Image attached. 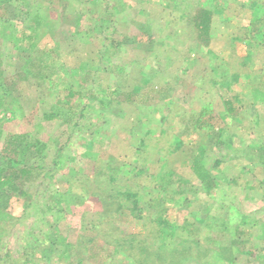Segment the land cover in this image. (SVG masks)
Here are the masks:
<instances>
[{
    "label": "rangeland",
    "instance_id": "rangeland-1",
    "mask_svg": "<svg viewBox=\"0 0 264 264\" xmlns=\"http://www.w3.org/2000/svg\"><path fill=\"white\" fill-rule=\"evenodd\" d=\"M263 13L264 0H0V126L44 143L1 159L29 169L0 210L3 264H154L155 248L185 238L203 246L185 264H259L264 48L247 41L264 40ZM204 108L212 126L196 129ZM198 163L218 181L210 193ZM126 187L143 217L122 208Z\"/></svg>",
    "mask_w": 264,
    "mask_h": 264
},
{
    "label": "trees",
    "instance_id": "trees-1",
    "mask_svg": "<svg viewBox=\"0 0 264 264\" xmlns=\"http://www.w3.org/2000/svg\"><path fill=\"white\" fill-rule=\"evenodd\" d=\"M257 6V2H253V7ZM213 12L210 10H203V12H201L200 17H201V21L199 26L202 27L203 31L206 33V36L210 34V22H211V16H212ZM258 21H259V25H264V13L261 17H258ZM42 25H46L48 24V21L46 19L39 21L36 26H32V32L29 34V37L32 39V44L31 46H35L37 44V37L36 35L37 33V28L40 27ZM262 30H258V32H255V37H253V39L251 38L250 40H248V44L250 45V47H254L256 49H262L264 48V40L262 41L261 38L263 37V35L261 34ZM252 37V36H251ZM38 40V39H37ZM206 41H208V38L205 39ZM257 40H259L261 43L259 44V42H257ZM0 64H1V59H0ZM235 77H239L240 75L238 73L234 74ZM2 76V71L0 70V77ZM80 97H83V92H79ZM238 98V96H236ZM6 95L5 96H1L0 97V107L3 105V103L5 102L6 99ZM239 100V99H238ZM226 103L228 105L227 110L232 112L234 111V103L232 100H226ZM6 107V106H5ZM205 108L202 110L201 115L198 117L197 122H196V129H202V128H211V116L206 115V117L204 116L205 114ZM70 112L76 111L75 107H70L69 108ZM1 112V110H0ZM233 113V112H232ZM56 111H52L50 113L46 112L45 113V118L51 119L56 117ZM69 118L72 117H68L67 121L69 120ZM0 143H1V147H0V210L2 208L6 207V201L7 198L10 197L8 195L7 189L8 187H12L13 190L17 191L19 189V186L17 184H15V182L17 181V179H19L20 177H22L23 173H28L29 169H16L13 167H9V166H4L1 164V159L5 158V159H19L17 157H19V155L21 153H41L42 148L44 147V143L41 142L40 140H34V141H29L27 140V136L26 135H22V134H14V133H7L5 134L4 131L2 130L1 126H0ZM35 149V150H34ZM60 150L58 151V154L55 158V162L59 163L62 165V152H63V148L60 147ZM34 151V152H33ZM36 155V154H35ZM19 161V160H18ZM21 161V160H20ZM198 168H195V172L196 174L203 180V184H204V189L207 193H210L211 191H213L218 184L217 180H214L212 178V175L210 174V172H208V169L206 167L205 164L203 163H198ZM172 174L173 171L168 169L166 171H164L162 173L161 179H162V187H166L169 183V181L172 179ZM117 192L118 195L122 196V201L123 203H127L126 205H124L123 203L121 204L122 208L126 207L129 211H131V213L137 217H143L142 215V207H141V202L140 199L138 198V192L136 191V189L132 188V187H126L122 190H117L115 191ZM179 192V189H178ZM120 204V203H119ZM121 208V209H122ZM104 214V212H102V215ZM3 217L0 214V221H2ZM153 219V218H152ZM151 219V220H152ZM226 219V218H225ZM225 219L223 220H219L217 221L219 223V225H224V227L228 226V222H225ZM155 220L157 221V223L160 225L158 227H164L165 225H168L169 222L168 220L164 217V215L160 212L157 214V216L155 217ZM154 221V220H153ZM216 221V220H215ZM5 234L0 232V242H1V238L2 236ZM122 243H125V248L127 249H132L134 245L133 242L136 241V237L135 236H124L122 237ZM196 247H197V254L200 256V252L203 249V246L200 244L199 240H187L182 239L179 240L178 242H176V245L172 248L171 252L168 251H164L161 250L159 248H155L153 252L150 251V254L153 253V257H155L154 260V264H185L186 259H190L193 258L194 256L197 257L196 254ZM195 251V252H194ZM170 253V255H169ZM170 256V258H169ZM201 257V256H200ZM198 258V257H197ZM157 259V261H156ZM2 258L0 257V264H3L2 262ZM33 259L30 258H25L21 264H28L29 262H31Z\"/></svg>",
    "mask_w": 264,
    "mask_h": 264
},
{
    "label": "crops",
    "instance_id": "crops-1",
    "mask_svg": "<svg viewBox=\"0 0 264 264\" xmlns=\"http://www.w3.org/2000/svg\"><path fill=\"white\" fill-rule=\"evenodd\" d=\"M262 88H264V82L262 81L261 82V85H260ZM254 227H256V226H254ZM262 227H264V226H259V228L261 229V231H262ZM242 229V228H241ZM259 229V230H260ZM243 231V229L242 230H240V229H237V228H235V233L236 234H238V233H241ZM262 247H264V244L262 245ZM263 250H264V248H262ZM246 252H248L249 254H251V255H253L254 256V258L256 257V255L258 254L257 252H255V251H253V250H250V251H246ZM260 259V261L258 260V263L259 264H264V256L263 257H260L259 258Z\"/></svg>",
    "mask_w": 264,
    "mask_h": 264
}]
</instances>
